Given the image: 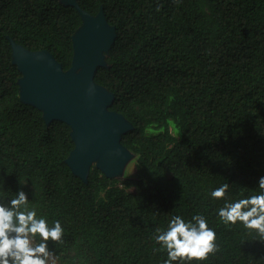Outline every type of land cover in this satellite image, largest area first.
<instances>
[{"label":"trees","instance_id":"trees-1","mask_svg":"<svg viewBox=\"0 0 264 264\" xmlns=\"http://www.w3.org/2000/svg\"><path fill=\"white\" fill-rule=\"evenodd\" d=\"M101 10L116 30L95 82L133 128L122 144L136 158L119 182L93 166L88 180L67 159L71 127L50 124L21 100L22 74L11 40L49 51L69 70L83 20L61 0H0V199L19 188L30 207L59 219L49 241L56 264H162L153 240L174 215L206 216L217 250L192 264H264V238L216 214L229 199L255 193L264 175V0H77Z\"/></svg>","mask_w":264,"mask_h":264},{"label":"water","instance_id":"water-1","mask_svg":"<svg viewBox=\"0 0 264 264\" xmlns=\"http://www.w3.org/2000/svg\"><path fill=\"white\" fill-rule=\"evenodd\" d=\"M64 4L76 7L83 20L73 36L74 57L69 70L65 71L49 51H31L11 40L13 63L22 74L21 100L40 109L47 124L63 121L71 127L75 148L67 164L75 175L87 181L96 166L114 179L122 176L135 158L122 144L132 124L111 110L114 95L95 82L97 70L107 64L116 30L103 10L93 16L81 9L77 0Z\"/></svg>","mask_w":264,"mask_h":264},{"label":"clouds","instance_id":"clouds-1","mask_svg":"<svg viewBox=\"0 0 264 264\" xmlns=\"http://www.w3.org/2000/svg\"><path fill=\"white\" fill-rule=\"evenodd\" d=\"M229 188L224 183L210 191L213 199L222 198L218 218L226 224L240 223L264 238V175L258 178L253 194L229 199ZM29 204V193L23 187L11 198L0 199V264H56L49 241H61L64 227L59 219L50 223ZM153 240L167 254L162 264L199 262L218 248L215 228L200 213L190 219L172 216L166 228L156 229Z\"/></svg>","mask_w":264,"mask_h":264},{"label":"rangeland","instance_id":"rangeland-1","mask_svg":"<svg viewBox=\"0 0 264 264\" xmlns=\"http://www.w3.org/2000/svg\"><path fill=\"white\" fill-rule=\"evenodd\" d=\"M64 3H67V0H61ZM135 168H136V158H134L133 160H131V162L127 165L125 172L122 176L117 177L116 179L119 182H123L126 179H130L134 177L135 174Z\"/></svg>","mask_w":264,"mask_h":264}]
</instances>
